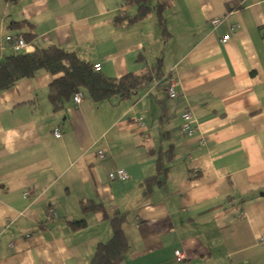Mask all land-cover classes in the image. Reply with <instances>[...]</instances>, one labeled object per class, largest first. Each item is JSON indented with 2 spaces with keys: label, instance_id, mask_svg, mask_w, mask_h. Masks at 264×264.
Masks as SVG:
<instances>
[{
  "label": "crops",
  "instance_id": "1",
  "mask_svg": "<svg viewBox=\"0 0 264 264\" xmlns=\"http://www.w3.org/2000/svg\"><path fill=\"white\" fill-rule=\"evenodd\" d=\"M136 11L124 0H0V35H21L24 52L55 46L108 78L152 76L125 100L75 90L82 100L74 92L58 111L48 88L60 74L0 93V264H89L112 230L82 202L126 216L122 264H182L175 250L185 264H264V0H169L165 35L154 9L115 24ZM163 152L167 171L148 186ZM117 168L126 181L109 179Z\"/></svg>",
  "mask_w": 264,
  "mask_h": 264
},
{
  "label": "trees",
  "instance_id": "2",
  "mask_svg": "<svg viewBox=\"0 0 264 264\" xmlns=\"http://www.w3.org/2000/svg\"><path fill=\"white\" fill-rule=\"evenodd\" d=\"M168 1L156 0L152 6L150 0H124L125 4H136L137 11L134 16L116 18L115 24L122 27L129 26L145 19L154 9L165 35L167 32L164 28L163 10ZM40 71L51 75L60 74L48 88V98L55 111L63 108L65 100L70 98L75 90H84L94 102L106 101L112 97L125 100L134 96L143 85L150 82L152 77L148 71H144L139 74L130 73L121 78H108L94 71L91 65L80 61L73 52L51 46L32 52H11L2 56L0 58V93L12 88L22 79L34 77ZM171 156H168L166 152L158 156L157 176L146 181L148 186L156 182L157 177L166 173L167 168L163 166L162 161L168 163ZM81 209L98 212L104 219H108L112 230L110 240L96 246L89 264H122L128 250L124 236L126 216L124 214L107 216L102 205L92 202H82ZM70 226L73 229H79L84 226V221L71 222Z\"/></svg>",
  "mask_w": 264,
  "mask_h": 264
},
{
  "label": "built area",
  "instance_id": "3",
  "mask_svg": "<svg viewBox=\"0 0 264 264\" xmlns=\"http://www.w3.org/2000/svg\"><path fill=\"white\" fill-rule=\"evenodd\" d=\"M219 22L218 19H215L212 21L213 25H216ZM229 36H223L221 41L226 42L228 41ZM26 41L21 35H0V52H3L4 50L10 49L12 52H17V51H23L26 48ZM100 64H94L93 65V70L94 71H100ZM167 94L168 97L171 99H175L178 97V93L175 89V82L170 81L168 86H167ZM83 94L80 91H76L73 95V101L78 104L82 100ZM182 118V124L181 128L182 130L188 135L191 136L195 132V120L192 115V112L189 110H185L181 114ZM54 136L56 138H59L61 136L60 132L58 129L54 130ZM96 156L98 159L102 160L105 158V151L103 149H100L96 152ZM108 177L111 181H126L129 178L128 173L123 169V168H117L114 171H111L108 173ZM26 195V194H25ZM174 258L176 262L185 264L186 261V256L184 252L180 250H175L174 251Z\"/></svg>",
  "mask_w": 264,
  "mask_h": 264
}]
</instances>
